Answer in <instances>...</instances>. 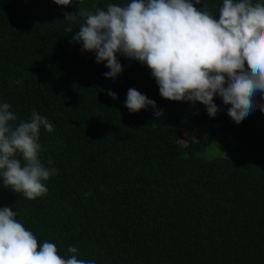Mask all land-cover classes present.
Masks as SVG:
<instances>
[{
    "label": "trees",
    "instance_id": "16d2710c",
    "mask_svg": "<svg viewBox=\"0 0 264 264\" xmlns=\"http://www.w3.org/2000/svg\"><path fill=\"white\" fill-rule=\"evenodd\" d=\"M129 2L0 0V103L17 123L33 109L47 117L40 159L57 169L35 200L0 178V209L64 258L73 246L95 264H264V112L237 124L214 96L209 117L199 102L162 98L151 70L119 54L122 72L106 79V62L73 41L84 17H64ZM220 4L194 6L218 19ZM130 88L156 108L129 113Z\"/></svg>",
    "mask_w": 264,
    "mask_h": 264
},
{
    "label": "clouds",
    "instance_id": "9594fccd",
    "mask_svg": "<svg viewBox=\"0 0 264 264\" xmlns=\"http://www.w3.org/2000/svg\"><path fill=\"white\" fill-rule=\"evenodd\" d=\"M53 2L70 6L72 0ZM194 3L130 0L123 6L109 4L106 10L67 13L64 19L76 22L84 17L73 41L82 42L81 52H93L96 63L106 62V79L122 72L119 54L145 64L164 99L199 102L214 118L219 111L214 96H219L230 105L227 115L237 124L255 108L264 112V0H222L218 19ZM258 92L259 101L254 99ZM107 95L117 99L112 91ZM124 106L129 113L156 108L155 101L134 88L128 89ZM162 113L160 109L154 115ZM17 121L11 105L0 103V178L5 187L35 200L47 194L43 182L57 172L50 160L45 166L40 159L41 129L50 133L54 126L35 109L30 120ZM16 216L9 207L0 209V264H95L78 259L76 247L69 246L71 255L64 258L54 243L40 244Z\"/></svg>",
    "mask_w": 264,
    "mask_h": 264
},
{
    "label": "rangeland",
    "instance_id": "374dc122",
    "mask_svg": "<svg viewBox=\"0 0 264 264\" xmlns=\"http://www.w3.org/2000/svg\"><path fill=\"white\" fill-rule=\"evenodd\" d=\"M213 152H211V154H212Z\"/></svg>",
    "mask_w": 264,
    "mask_h": 264
}]
</instances>
